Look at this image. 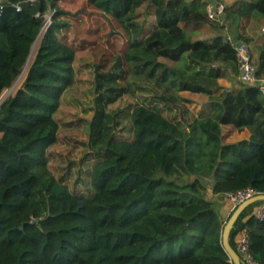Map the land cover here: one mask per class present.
<instances>
[{
	"label": "trees",
	"instance_id": "1",
	"mask_svg": "<svg viewBox=\"0 0 264 264\" xmlns=\"http://www.w3.org/2000/svg\"><path fill=\"white\" fill-rule=\"evenodd\" d=\"M59 1L0 0V94L18 79L41 35L24 80L0 104V264H234L222 245L225 222L217 205L245 187L264 192V94L257 85H220L225 68L238 76L239 67L223 38L225 26L205 11L217 0H86L90 11H69ZM146 2L150 26L138 20ZM233 6H225L229 32L248 43L246 28L255 13L264 15V0ZM81 15L114 20L124 34L120 51L128 73L204 94L210 106L184 130L135 105L132 136L111 141L93 162L90 194L72 192L46 169L58 128L53 114L74 82L82 46L66 34L71 18L81 22ZM201 26L218 33L194 39L185 28ZM256 50L260 76L264 40ZM223 125L247 128L249 135L223 142ZM257 202L241 211L229 241L234 247L245 228L261 262L264 220L252 214Z\"/></svg>",
	"mask_w": 264,
	"mask_h": 264
},
{
	"label": "rangeland",
	"instance_id": "2",
	"mask_svg": "<svg viewBox=\"0 0 264 264\" xmlns=\"http://www.w3.org/2000/svg\"><path fill=\"white\" fill-rule=\"evenodd\" d=\"M222 1L226 7H234L240 0ZM59 4L69 11L81 7L92 9L86 0H60ZM137 13L139 21L151 25L152 6L146 2ZM81 18V22L71 18L66 34L69 40L82 46L75 54L74 82L63 92L60 105L53 114L58 128L55 141L46 149V169L72 192L90 194L93 191L90 186L93 162L103 157L111 141L132 136L129 113L135 105L157 110L184 130L196 117L207 115L210 106L204 94L174 91L168 84L147 75L128 73L120 51L124 34L114 20L103 16L81 15ZM250 21L254 37L248 44L254 59L256 48L264 39V15L255 13ZM185 28L191 38L211 39L208 26H201L194 32ZM39 40L38 36L32 46L31 51L35 47L34 54ZM159 60L170 66L174 64L162 58ZM28 65L13 85L1 92L0 101L21 85ZM218 81L229 89L241 85L237 75H232L226 68ZM221 131L223 142L237 141L249 135L247 128L236 129L230 125H223ZM262 204L264 201H258L256 205Z\"/></svg>",
	"mask_w": 264,
	"mask_h": 264
},
{
	"label": "built area",
	"instance_id": "3",
	"mask_svg": "<svg viewBox=\"0 0 264 264\" xmlns=\"http://www.w3.org/2000/svg\"><path fill=\"white\" fill-rule=\"evenodd\" d=\"M225 3L221 0L209 1L205 6V11L210 20L216 21L225 26L223 38L228 41L235 49L238 61V78L241 83L247 85H257L264 94V70L260 76L256 74V66L251 54L249 44L243 40L235 41L226 24L224 17ZM16 8H20L16 5ZM226 30V31H225ZM264 30V27H263ZM259 193L253 187H245L226 195V199L231 203V211L242 201ZM252 214L259 220H264V204L256 205ZM234 249L240 257L242 264H262L254 257L249 246V237L245 228L238 230L234 237Z\"/></svg>",
	"mask_w": 264,
	"mask_h": 264
},
{
	"label": "water",
	"instance_id": "4",
	"mask_svg": "<svg viewBox=\"0 0 264 264\" xmlns=\"http://www.w3.org/2000/svg\"><path fill=\"white\" fill-rule=\"evenodd\" d=\"M31 54V52H30ZM29 54V56H30ZM28 56V58H29ZM27 58V60H28ZM26 60V62H27ZM25 62V64H26ZM25 64L23 66V68L25 67ZM23 68L18 76V78L20 77V75L22 74ZM3 101V100H2ZM2 101H0V104L2 103ZM257 201H264V192H259L255 195H253L252 197L242 201L241 203H239L232 211V213L230 214V216L228 217V219L225 221L224 226H223V230H222V245L224 247L225 252L227 253V255L229 256V258L231 259V261L234 264H242L239 255L237 254L236 250L234 249V247L231 245L230 241H229V235H230V231L235 223V221L237 220V218L239 217L241 211L248 206L249 204H252L254 202ZM33 222H38V219H33Z\"/></svg>",
	"mask_w": 264,
	"mask_h": 264
},
{
	"label": "crops",
	"instance_id": "5",
	"mask_svg": "<svg viewBox=\"0 0 264 264\" xmlns=\"http://www.w3.org/2000/svg\"><path fill=\"white\" fill-rule=\"evenodd\" d=\"M250 24H251V21H250V23L248 24V26L246 28V33H247V35L249 37L252 38V37H254V35H253V32H251V30H250ZM207 30H209V32L211 33L210 37H213L214 35H216L218 33V32H215V31H213L211 29H207ZM256 54L257 53H255V55H254L255 58H256ZM237 78H238V76H237ZM239 86L240 85L236 86L235 88H238ZM217 207H218L219 219H220L221 222L224 223L228 219V217H229V215L231 213V203L228 200H225L220 205H217ZM261 263L264 264V249L262 250V253H261Z\"/></svg>",
	"mask_w": 264,
	"mask_h": 264
},
{
	"label": "bare ground",
	"instance_id": "6",
	"mask_svg": "<svg viewBox=\"0 0 264 264\" xmlns=\"http://www.w3.org/2000/svg\"><path fill=\"white\" fill-rule=\"evenodd\" d=\"M40 36L41 35H39V39H40ZM37 42H38V40H37ZM37 42H36V44H37ZM34 50H35V47L33 48V50L31 51V54H30V56H29V58H28V60H27V62H26V64H25V67L24 68H26V66L29 64V62L31 61V59H32V57H33V55H34ZM24 68H23V71H24ZM23 71H22V73H23Z\"/></svg>",
	"mask_w": 264,
	"mask_h": 264
}]
</instances>
